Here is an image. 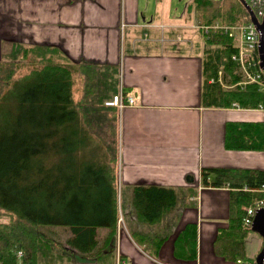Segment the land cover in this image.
<instances>
[{"label":"trees","instance_id":"16d2710c","mask_svg":"<svg viewBox=\"0 0 264 264\" xmlns=\"http://www.w3.org/2000/svg\"><path fill=\"white\" fill-rule=\"evenodd\" d=\"M192 3L201 24L218 17L233 24L250 15L241 0ZM205 44L204 80L212 77L213 82L204 86V97L216 106L229 107L232 102L247 109L264 106L258 85H236L244 77L231 58L235 42L215 32ZM19 54L22 58L16 61ZM10 58L12 64L0 60V264H62L74 254L95 260L111 252L119 213L124 218L114 148L95 130L98 125L105 132L103 98L112 97L115 87L105 85L101 78L105 72L86 69L76 98L82 67L52 46L12 44ZM114 73L116 68L110 75ZM222 80L235 86L222 88ZM225 148L264 151V122L227 125ZM201 179L205 185L231 188L228 224L218 230L214 252L229 261L244 260V237L251 230L242 224L244 207L260 198L257 188L264 184V169L203 168ZM130 207L136 222L154 225L176 212L180 196L173 187L139 184L131 188ZM53 226L68 229L64 241L47 235ZM130 234L154 252L165 239L164 234L137 229ZM173 253L195 258L194 224L176 235Z\"/></svg>","mask_w":264,"mask_h":264},{"label":"crops","instance_id":"0c3cea01","mask_svg":"<svg viewBox=\"0 0 264 264\" xmlns=\"http://www.w3.org/2000/svg\"><path fill=\"white\" fill-rule=\"evenodd\" d=\"M193 8L192 0L182 10L176 0H0V40L55 47L82 67L81 87L84 70L105 72L101 78L115 87L112 96L121 91L132 97L122 111L105 105L111 97L103 98L108 124L105 132L95 126L114 148L122 208L130 207L131 188L139 184L173 187L180 196L176 212L151 227L123 208L111 252L90 261L74 254L68 264H237L213 247L218 230L228 224L231 188L205 185L201 170L264 169V151L225 148L227 125L264 122V111L216 106L204 97L213 78L204 80L206 47L193 29ZM187 224L196 229L194 259L173 253L174 239ZM134 229L165 239L156 252L145 250L130 234ZM262 241L247 232L245 260H255Z\"/></svg>","mask_w":264,"mask_h":264},{"label":"built area","instance_id":"2783aa9c","mask_svg":"<svg viewBox=\"0 0 264 264\" xmlns=\"http://www.w3.org/2000/svg\"><path fill=\"white\" fill-rule=\"evenodd\" d=\"M245 2L252 10L256 19L261 21L264 15V0H245ZM200 28L206 34L219 30V32L221 31L226 34L235 42L236 52L231 55V58L239 64L244 77V79L236 85L240 88H244L247 84L255 83L258 85V89L264 93V70L259 65L260 61L258 57L260 32L250 17L245 16L237 23L224 26L216 22V24L213 25H200ZM131 104H133L132 97L124 95L121 91L105 102V105L114 106L119 111H122L126 106ZM231 106L236 108L240 107L236 102H232ZM257 109L264 111V106L259 104ZM257 190L261 192L260 198L253 204L244 207L245 214L242 221L244 226H251L256 211L264 207V184H261ZM120 220L121 217L119 218V221ZM21 254V251L17 252L18 257H20ZM235 262L237 264H255L250 260L241 259H237ZM116 264L121 263L117 262ZM262 264H264V256Z\"/></svg>","mask_w":264,"mask_h":264},{"label":"rangeland","instance_id":"374dc122","mask_svg":"<svg viewBox=\"0 0 264 264\" xmlns=\"http://www.w3.org/2000/svg\"><path fill=\"white\" fill-rule=\"evenodd\" d=\"M176 2H177V5L181 8V10H182V7L184 6V4H185V0H176ZM193 7H194V4H193ZM195 8V7H194ZM193 8V10H194V14H195V19H196V11H195V9ZM216 22L219 24V25H227V23H224L219 17L218 18H216V19H214L211 23H208V24H201V23H199L198 21H197V19L195 20V22L193 23V29H196V30H198L199 32H200V34H201V36H202V38H204V40H203V44L205 45V47L207 48V46H206V44H205V39H206V37L210 34V33H204L203 31H202V29L200 28V25H210V24H216ZM215 32H219V30H216V31H214L213 33H215ZM221 32V31H220ZM212 33V32H211ZM222 33V32H221ZM19 44V43H18ZM20 45H23V44H20ZM0 49H1V53H0V60H4V61H8V62H10L11 64H12V59L10 58V56H11V54H12V38H9L8 36H6L5 38H3L2 40H0ZM22 57H21V54H19V56H18V58H17V60L16 61H18L19 59H21ZM22 62H24V60L22 61ZM20 72H23V69H21V71ZM26 72V71H25ZM222 82H223V88H231V87H234L235 85H228V84H226V83H224V81L222 80ZM78 84H79V88H78V90L76 91V93H75V97L76 98H78L79 97V95H80V93H79V91H80V89H81V85H80V83H79V79H78ZM239 87V86H238ZM123 202H124V200H123ZM125 204V203H124ZM127 205H123V208H124V210H127V209H130L131 207H127V208H125ZM1 216V215H0ZM131 216H132V218L135 220V218H134V216L132 215V213H131ZM120 217H122V215L119 213V216H118V219H117V225H123L122 223H123V220L121 219L120 221H119V218ZM123 218V217H122ZM124 220H125V218H124ZM0 221H2V218L0 217ZM136 221V220H135ZM144 225H148V226H154V225H150V224H144ZM167 225H168V223H167ZM47 235H51V236H53V235H55V237L56 238H59V239H61V241H64L65 240V238L67 237V235L69 234V231H68V229L67 228H65V227H63V226H53L52 227V229H50V231H48L47 230ZM74 256V255H73ZM77 256H80L82 259H84V260H86V261H90L91 259H93L92 257L91 258H88V257H86V256H84V255H81V254H78ZM102 254L101 255H99L98 257H96L97 259L98 258H102ZM66 259H67V257H66ZM72 259V258H71ZM70 259V261L68 262V263H70L72 260ZM77 261L78 262H81V260L80 259H77ZM67 262H62V264H68Z\"/></svg>","mask_w":264,"mask_h":264},{"label":"water","instance_id":"95a60500","mask_svg":"<svg viewBox=\"0 0 264 264\" xmlns=\"http://www.w3.org/2000/svg\"><path fill=\"white\" fill-rule=\"evenodd\" d=\"M244 6L247 8V10L250 13V18L252 22L256 25V28L260 32V40L258 45V55H259V65L264 70V15L262 17L261 21H258L254 14L252 13L251 9L245 2V0H241ZM251 230L255 231L262 237V246L258 252V254L255 257L256 264H262V259L264 256V207L260 208L256 211L253 221L251 224Z\"/></svg>","mask_w":264,"mask_h":264}]
</instances>
